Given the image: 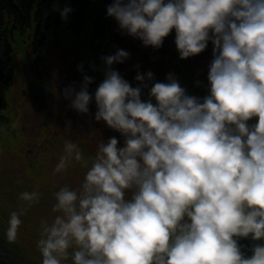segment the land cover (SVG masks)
Listing matches in <instances>:
<instances>
[{
    "label": "clouds",
    "instance_id": "clouds-1",
    "mask_svg": "<svg viewBox=\"0 0 264 264\" xmlns=\"http://www.w3.org/2000/svg\"><path fill=\"white\" fill-rule=\"evenodd\" d=\"M59 11L67 19L73 9ZM107 15L145 46H162L175 29L181 59L211 40L210 95H188L169 74L150 89L156 103L143 100L142 88L112 68L130 53L102 57L95 119L120 131L125 145L118 147L116 137L101 141L81 189L65 185L55 193L60 214L44 222L42 264L69 256L73 264H264V244L245 257L236 239H264V0H114ZM135 79L146 87L154 74ZM91 83L85 75L79 91L64 90L80 113L90 111ZM254 116L258 123L250 127ZM73 159L88 164L69 141L56 171ZM39 195L25 191L21 198ZM22 223L12 212L9 241Z\"/></svg>",
    "mask_w": 264,
    "mask_h": 264
},
{
    "label": "rangeland",
    "instance_id": "rangeland-1",
    "mask_svg": "<svg viewBox=\"0 0 264 264\" xmlns=\"http://www.w3.org/2000/svg\"><path fill=\"white\" fill-rule=\"evenodd\" d=\"M105 3L107 4L104 5L102 3L103 10H101L100 14H97L99 9H97L96 13H89L90 19H93L94 22L96 15H98V23L104 22L109 17L106 10L109 2L105 1ZM97 6L100 7L98 3L94 2L92 8L96 9ZM93 30L95 31V29ZM99 31L102 34L98 36V40H95V42L93 40L91 45L92 48H97L96 56H99V61H103L102 57L115 54L118 49H125L130 54L136 56V62L138 63L132 64L133 67L135 65L137 67H134V70L145 68L147 71L144 61L149 58H141L142 52L139 49L135 50L137 37L128 35L122 31L118 22L112 17H109L106 27ZM173 35H176V32H173ZM55 36H49L48 42L39 50L41 58L34 55L36 57L35 63L33 61L29 63L26 57L21 55L16 56L10 62L14 67V75H17L12 85L7 86L5 85V80H0V250L2 249L3 251L0 254L6 258L5 262L42 264L43 256L38 246V241L42 238L44 222L47 221L48 224H51L54 218L60 214V212L54 211V205L57 203L55 193L65 185L73 189H81L88 168L92 166V160L96 155L89 152L93 150L92 147L94 145L99 146L100 140L103 139L102 132H99V134L94 131L91 136V139H93L90 141V136L86 135L84 129H81L79 135L82 139H78L77 135H74L72 139L76 138V141L78 143L81 141L82 144L83 138L89 137L87 140L89 150H87L88 147H83V155L88 159L87 166L73 159L65 169L56 171L57 164L61 156L64 155L67 136L69 133L72 135L74 133L71 132L72 130L68 131L61 128L64 130L62 131L58 127L60 121L57 122L56 120L58 116L64 114L65 109V112H67L68 103H72V99L74 98V96L72 98L65 96L64 90L72 86L71 83H73L76 91H79V84L76 83L80 82V78H84L85 75L91 76L93 77V83L89 87L91 88V95L95 102V92L99 84L105 79V70L99 72V75L104 77V79L96 80L99 76L95 75V69L89 67L91 64L88 63V57L83 53L84 47L81 46L82 37L71 36V39H68L69 41H65V39L59 37V40L63 41L62 48L68 50L67 59L65 52V55H58L57 50L51 48L50 44L54 41ZM79 51H82V55L79 54ZM163 55H165L161 57L163 61L170 60L173 59L174 52ZM57 56L59 58L63 56L62 60L67 59L66 68L61 65L59 69L61 73L63 72L64 78L58 76V66L56 64L49 65L51 80L46 78L44 80L52 94L50 95V91L43 88L47 92L46 96L48 99H46L45 92L40 91L37 87L40 85L39 81L41 80L34 72L36 73L38 69L44 68L47 58L49 59L50 57V60H52ZM213 59L214 45L209 40L208 46L203 52L196 54L195 57L184 59V63L191 61L193 63L190 62V64L194 65L199 61L197 64L203 65L202 68L208 71L202 73V76L206 78ZM153 60H160V57H153ZM28 63L31 70L28 69ZM171 64L170 62L168 63V65ZM80 65H83V71L78 70V66ZM127 67V63H124L122 67L116 63L112 65V68L119 72L121 70L125 71ZM131 73L129 75H121L132 86L136 84L133 87H138V81L135 79L137 73L134 71ZM169 74L171 72H168L167 76ZM32 82L36 84L32 85ZM191 87L193 86L191 85ZM60 91L63 92L61 96L59 95ZM51 98H54V100L51 101ZM47 101L49 102L47 103ZM52 103L54 107H52ZM43 107L44 110L42 109ZM40 109L42 110V116L46 120V124L42 123L44 119L40 123ZM28 119L31 120L30 124H28ZM38 123L40 125H37ZM246 123L250 127L254 126L258 123V117L254 116ZM32 125L34 126V130L32 129ZM105 127L107 128V126ZM111 129L109 127V131ZM26 134L29 135L26 136ZM30 136H34L33 140H28ZM112 137L117 138L119 147L125 145V136L120 131H114L112 136L104 139V142H107ZM34 157L36 158L33 159ZM135 190L134 187L126 189L125 198L131 199ZM25 191H37L40 194L39 198L35 201L22 199L21 193ZM14 211L21 214L23 223L19 227L16 240L9 241L6 233L11 213ZM76 247L73 244L69 252H73ZM62 264H73L71 256L66 260H62Z\"/></svg>",
    "mask_w": 264,
    "mask_h": 264
},
{
    "label": "trees",
    "instance_id": "trees-1",
    "mask_svg": "<svg viewBox=\"0 0 264 264\" xmlns=\"http://www.w3.org/2000/svg\"><path fill=\"white\" fill-rule=\"evenodd\" d=\"M105 1L108 0H0V80H5V85L7 86L12 85L17 75H14V67L10 62L14 60L16 56L21 55L25 56L29 63L32 61L35 63L36 57L41 58L39 50L48 42L49 36L54 37L55 35L54 41L50 44L51 48L57 50L58 55H62L65 52L67 59L68 50L62 48L63 41L59 40V37H62L65 41L71 39V36L82 37L81 46L84 47L83 53L88 57V63L91 64L89 67L95 69V75L100 76L99 72L106 70V64L104 61H99V56H96L97 48H92L91 45L93 40L95 42V40H98V36L102 34L99 30H103L106 27L109 17H107L104 22L98 23V15L94 18V22L93 19H90L89 13H96L97 9H99L97 14H100L101 10H103V4H107ZM94 2L98 3L100 7L97 6L96 9L92 8ZM65 4L73 9V11L69 13L67 19H63L59 11ZM93 29H95V31ZM137 43L139 44V42ZM79 54L82 55V51H79ZM62 57L63 56L59 58V56H57L52 60H50V57L49 59L47 58L44 68L38 69L36 73L34 72L41 80L39 81L40 85L37 86L40 91H44L43 88H46L50 91V95L52 94L44 80L45 78L50 79L49 65L51 66L53 63L56 64L58 66V76L64 78V75H62L63 72L61 73L59 69L61 65L66 68L67 59L62 60ZM29 63L27 64L28 69H30ZM31 84L34 85L36 83L32 82ZM76 84H79L80 87V82ZM71 85L73 86V83H71ZM46 93L47 92H45V97L48 99ZM62 93L63 92L60 91L59 95L61 96ZM48 102L49 101H47V103ZM42 109L44 110V107ZM73 113L68 117L65 114H61L56 120L57 122L60 121V125H68L67 122H70L73 116V122L78 118V111ZM27 121L28 124L31 123L30 119ZM45 121L44 119L42 123L46 124ZM58 127L61 129L59 125ZM33 128L34 126L32 125V129ZM71 130L70 131L74 133L73 135L71 133L68 134L67 142L75 141L82 150L83 147H88L87 150H89V143L87 141L89 137L83 138L84 141L82 144L81 141L78 143L76 138L74 140L72 138L74 135H77L78 139H82L79 135L80 131L73 128H71ZM27 135L29 134H26V136ZM31 135H33V133H31ZM33 137L30 136L28 140H33ZM92 148L93 150L89 153L96 154L99 146L94 145ZM88 154L87 156H89ZM35 158L36 157L33 159ZM236 239L245 257H250L253 254V249L257 244H264V239L255 240L251 235L248 237H236ZM0 253H3L2 249ZM5 259L6 258L0 254V264H17L5 262Z\"/></svg>",
    "mask_w": 264,
    "mask_h": 264
},
{
    "label": "flooded vegetation",
    "instance_id": "flooded-vegetation-1",
    "mask_svg": "<svg viewBox=\"0 0 264 264\" xmlns=\"http://www.w3.org/2000/svg\"><path fill=\"white\" fill-rule=\"evenodd\" d=\"M173 32H175V29H173L172 32H170V34L164 38V42L162 46L156 47L154 51H150L149 46H145L141 39L136 38V41L139 42V44L135 43L136 44L135 50L139 49V51L142 52V55L140 56L141 58H145V59L147 57L149 58L146 61H144V63L147 66V71L145 68L144 69L142 68L140 70H136V69L134 70V67L135 68L137 67L136 65L133 67L132 64L133 63L136 64L138 62H136V56L133 54H130V56L125 60L126 62L124 61L123 63H116L120 65L121 67L124 63L128 64V67L126 68V70L125 71L121 70L120 74L129 75L132 71L136 73L137 71H139L140 73H146L148 71L153 72L154 79L152 81H145L147 85L146 87L140 85L139 82H137L138 83L137 85L142 88L141 98L143 100L152 99L153 103H156L155 98L150 97V89L156 82H167L168 81L167 73L171 72V74L178 80L180 85L183 88H185L186 93L188 95L196 96L200 98L202 101L205 96L210 95L211 85L207 77L209 73L206 74L207 75L206 78L202 76V73L208 72V71L202 68L203 65L197 64L199 61H197V63L195 62L196 64L194 65L190 64L191 61H189L188 63H184L185 60L181 59L180 57V53H179V50L175 42L176 35H173ZM142 47L144 48L142 49ZM169 52H174L173 59L163 61L161 57L165 56L163 54H167ZM153 57L154 58L160 57V60L155 61L153 60ZM190 57H195V55L190 56ZM169 62L172 64L168 65ZM81 79H82V82H81ZM83 79L84 78H80V86L83 83ZM100 79H104V77L99 76L97 77L96 80L99 81ZM130 80H131V77H130ZM191 85L193 87H191ZM133 86H136V84H133ZM88 90L91 94L90 87ZM53 100L54 98H51V101ZM93 100L94 98H92V101L89 105V109H90L89 113L84 114V113L78 112L77 114L78 118L74 122L72 121L74 116L71 118L70 127L68 125L62 126L59 123L58 125L64 130H68V131H70L71 128L77 129L79 131L81 129H84L86 135L90 136V141L93 139V138L91 139V136L94 131H96L97 133L99 132L103 133L102 134L103 139L100 141H104L106 137L112 136L113 132L117 130L112 128L111 131H109V126L107 125L105 121H103L102 119L101 120L95 119V113L97 112L98 109H97L96 102H94ZM68 104H69L68 110L67 112H64V114L67 117L70 116L73 112H77V110L71 106V103H68ZM52 107H54V104L52 105ZM105 126H107V128ZM99 134L97 135L99 136Z\"/></svg>",
    "mask_w": 264,
    "mask_h": 264
},
{
    "label": "water",
    "instance_id": "water-1",
    "mask_svg": "<svg viewBox=\"0 0 264 264\" xmlns=\"http://www.w3.org/2000/svg\"><path fill=\"white\" fill-rule=\"evenodd\" d=\"M108 5H110L111 3L114 2V0H108ZM107 10V9H106ZM150 47V51H154L156 47H153L151 45H149ZM39 118H40V123L43 121V116H42V110L40 111V115H39ZM40 123H38L37 125H40Z\"/></svg>",
    "mask_w": 264,
    "mask_h": 264
}]
</instances>
